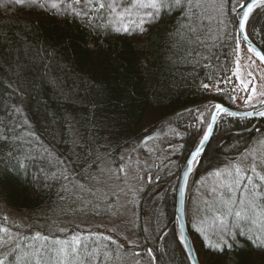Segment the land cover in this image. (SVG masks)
<instances>
[{
	"label": "trees",
	"instance_id": "16d2710c",
	"mask_svg": "<svg viewBox=\"0 0 264 264\" xmlns=\"http://www.w3.org/2000/svg\"><path fill=\"white\" fill-rule=\"evenodd\" d=\"M220 1L222 21L200 0H166L159 19L134 34L40 6L0 8V209L21 217L18 241H0V264H66L58 246H67L69 233L111 235L60 222L76 211L75 186L92 187L104 158L123 171L126 151L150 164L137 190V222L130 240L112 234L102 245L148 264H191L175 216L180 169L216 103L253 108L244 105L247 90L235 72L244 46L237 20L248 0ZM245 28L264 53V4ZM263 137L264 116L222 114L190 174L187 198L193 180L235 162ZM187 198L200 264H264V235L236 231L215 247L188 217ZM34 234L42 238L32 257L27 245ZM99 241L79 240L80 263L113 264L117 251L105 252ZM95 244L96 255L86 253Z\"/></svg>",
	"mask_w": 264,
	"mask_h": 264
},
{
	"label": "rangeland",
	"instance_id": "374dc122",
	"mask_svg": "<svg viewBox=\"0 0 264 264\" xmlns=\"http://www.w3.org/2000/svg\"><path fill=\"white\" fill-rule=\"evenodd\" d=\"M216 1L220 0H200L205 6L217 10L214 11V15L220 17L222 21V4ZM100 3H104L106 7L100 8ZM16 5L18 4L14 3V0H0V8ZM18 6L44 7L57 16L67 14L74 19L110 29L116 34L138 33L139 18L145 11H149L130 5V0H28L27 3ZM95 12H98V16H95ZM150 24H146L145 28ZM124 26L129 28L128 32L114 30ZM257 61L263 66L250 53L249 48L240 47L235 72L241 87L247 90L244 99V105L247 107L257 106L264 98V66L262 68ZM152 146L153 143H149L145 148ZM132 154L126 151V166L123 171H118L108 158H104L101 161L102 172L94 174L92 187L84 183L75 186L76 191L70 193L76 199L74 203L76 211L71 218L62 220L60 226L67 228L71 224L86 229L100 227L110 230L111 235L120 234L130 240L132 235L128 229L136 225L138 217L137 190L144 183L142 170L150 167L140 154L133 156ZM262 186H264V137L242 153L235 162L211 169L192 181L191 192L187 198L188 217L213 246L220 247L226 240L233 238L236 231L263 236L264 202L258 200L264 195ZM97 213H103L102 217L98 218ZM20 226L21 217L18 214L0 209V241L6 243L18 241L20 232L17 229L21 228ZM111 235L93 231L69 233L65 239L67 246H58V253L66 264H84L83 260L81 263L78 261L82 259L84 252L79 247V240L98 238L100 246L106 242L105 237L113 239ZM35 236L32 243L27 245L32 257L34 252L40 249L36 243L42 238L40 235ZM119 249L105 247V252L117 251V254L112 256L113 264H123L128 259L130 260L125 264H148L144 261L145 258L138 260L139 257H136V260L134 256L130 257ZM91 250L96 255L97 245H92L90 249L88 247L86 253L92 255ZM92 260L94 262V258Z\"/></svg>",
	"mask_w": 264,
	"mask_h": 264
},
{
	"label": "water",
	"instance_id": "95a60500",
	"mask_svg": "<svg viewBox=\"0 0 264 264\" xmlns=\"http://www.w3.org/2000/svg\"><path fill=\"white\" fill-rule=\"evenodd\" d=\"M253 2V0H248L245 4H243V6L240 9V14L237 20V27H238V33L239 36L244 44V46L246 48H252L254 51L261 53V55H264V53L257 47L255 46L252 41L249 39L247 33H246V20L243 19L244 13L247 11V5L251 4ZM260 3H257L256 6L252 9V11L259 6ZM251 11V12H252ZM250 12V13H251ZM249 13V14H250ZM248 14V16H249ZM248 18V17H247ZM243 23V27H241V24ZM250 53L256 57L264 66V60H261L260 56H257L255 53L251 52ZM216 105H222L224 108H226L228 110V112H220L216 107H214V110L212 111V114L210 116V120H209V124L205 130L208 131V127L209 125L212 126V130L211 133L209 135L208 140L204 141L203 144H200V142L198 143V145L192 150V152L190 153V155L187 157V159L185 160V162L183 163L181 169H180V174H179V178L176 184V190H175V195H176V201H175V216L177 219V223H178V228H179V232L185 248V251L188 255V258L191 262V264H200L196 251L194 249L191 237L189 235L188 232V228H187V222H186V216H185V204H186V198H187V188H188V182H189V177L191 172L193 171L194 167L196 166L201 154L203 153L214 129L215 126L219 120V118L221 117L222 114H228L229 112L234 113V117H255V116H259L257 115V113L259 112H264V98L262 99V101L260 102V104H258L257 106L251 108V109H247V110H241V109H236V108H232L229 107L225 104L222 103H216ZM213 115H215V120H213ZM247 131V130H244ZM204 136V135H203ZM203 139V137H202ZM201 139V140H202ZM200 140V141H201ZM197 147L201 148V151L199 153V155L193 159V153L196 151Z\"/></svg>",
	"mask_w": 264,
	"mask_h": 264
},
{
	"label": "snow or ice",
	"instance_id": "6c2138e0",
	"mask_svg": "<svg viewBox=\"0 0 264 264\" xmlns=\"http://www.w3.org/2000/svg\"><path fill=\"white\" fill-rule=\"evenodd\" d=\"M28 0H14V3L18 5H23L27 3ZM177 4H179L180 0H175ZM257 3L264 4V0H253L251 4L247 5V11L244 13L243 19L246 20L248 17V14L252 11V9L256 6ZM130 5H134L137 9H148L149 11H145L143 15L139 18V21L137 23V30L139 32L146 31L145 25L155 22L159 17L161 16V13L163 10L169 7V4L166 2V0H130ZM100 8L106 7L104 3L99 4ZM243 23L241 24V27H243ZM115 31H124L128 32L129 28L124 26L122 28H116ZM257 56H260L261 60H264V55H261V53L257 52ZM204 87H207L205 85ZM220 112H228L226 108H224L222 105H216L215 106ZM229 115H234V113L229 112ZM259 116H264V112L257 113ZM213 120H215V115H213ZM212 126L209 125L208 131L204 133L203 139L200 141V144H203L204 141L208 140L209 135L211 133ZM201 151L200 147H197L196 151L193 153V159H195ZM181 239H183L181 237ZM215 247H219L218 245Z\"/></svg>",
	"mask_w": 264,
	"mask_h": 264
},
{
	"label": "bare ground",
	"instance_id": "6f19581e",
	"mask_svg": "<svg viewBox=\"0 0 264 264\" xmlns=\"http://www.w3.org/2000/svg\"><path fill=\"white\" fill-rule=\"evenodd\" d=\"M250 51H251V52H253V53H255V54L257 53V52H256V51H254L252 48H250Z\"/></svg>",
	"mask_w": 264,
	"mask_h": 264
}]
</instances>
